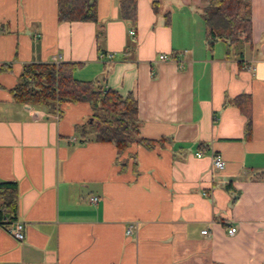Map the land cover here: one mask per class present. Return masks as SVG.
Returning <instances> with one entry per match:
<instances>
[{
  "label": "crops",
  "instance_id": "obj_1",
  "mask_svg": "<svg viewBox=\"0 0 264 264\" xmlns=\"http://www.w3.org/2000/svg\"><path fill=\"white\" fill-rule=\"evenodd\" d=\"M120 1L96 0L95 22L0 0V181L16 182L24 231L0 224V264H264V0H248L250 37L229 52L208 46L202 0H136L133 22ZM31 61L132 93L139 135L160 141L118 153L81 139L88 102H15Z\"/></svg>",
  "mask_w": 264,
  "mask_h": 264
},
{
  "label": "trees",
  "instance_id": "obj_2",
  "mask_svg": "<svg viewBox=\"0 0 264 264\" xmlns=\"http://www.w3.org/2000/svg\"><path fill=\"white\" fill-rule=\"evenodd\" d=\"M135 1H120L122 18L134 21ZM202 1L205 4L201 16L210 48L215 41L223 40L229 52L250 37L248 0ZM56 6L59 20L97 21L96 0H56ZM75 66L76 62L73 61L26 62L17 81L9 88L11 98L17 103L40 106L59 114L64 103L88 102L92 113L81 125V139L110 141L118 153L123 152L131 142L152 147L160 141L139 135L137 100L132 93L121 95L113 88H104L95 80H78L72 76ZM17 199L16 182L0 181V224L6 228L17 220Z\"/></svg>",
  "mask_w": 264,
  "mask_h": 264
},
{
  "label": "built area",
  "instance_id": "obj_3",
  "mask_svg": "<svg viewBox=\"0 0 264 264\" xmlns=\"http://www.w3.org/2000/svg\"><path fill=\"white\" fill-rule=\"evenodd\" d=\"M130 33H133V30H130L129 31ZM167 57L166 54H159L158 55V58L160 59H165ZM197 155H200L199 152H197ZM212 160H213V163L214 165L221 169L224 167V159L222 158V156L219 154V153H214L212 155ZM91 200H96V197L95 196H92L90 198ZM9 231L12 233V235L16 238V239H22L24 237V231H23V224L21 221L19 220H15L13 221L10 226H9ZM235 226H230L226 229L227 233L228 234H233L235 232ZM132 231V224H129L126 229H125V233L126 234H130ZM202 232H206V229H203Z\"/></svg>",
  "mask_w": 264,
  "mask_h": 264
},
{
  "label": "rangeland",
  "instance_id": "obj_4",
  "mask_svg": "<svg viewBox=\"0 0 264 264\" xmlns=\"http://www.w3.org/2000/svg\"><path fill=\"white\" fill-rule=\"evenodd\" d=\"M62 113V112H61Z\"/></svg>",
  "mask_w": 264,
  "mask_h": 264
}]
</instances>
